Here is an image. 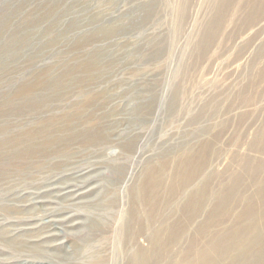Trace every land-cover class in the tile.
Returning <instances> with one entry per match:
<instances>
[{
  "label": "rangeland",
  "instance_id": "obj_1",
  "mask_svg": "<svg viewBox=\"0 0 264 264\" xmlns=\"http://www.w3.org/2000/svg\"><path fill=\"white\" fill-rule=\"evenodd\" d=\"M263 178L264 0H0V264H185Z\"/></svg>",
  "mask_w": 264,
  "mask_h": 264
},
{
  "label": "bare ground",
  "instance_id": "obj_2",
  "mask_svg": "<svg viewBox=\"0 0 264 264\" xmlns=\"http://www.w3.org/2000/svg\"><path fill=\"white\" fill-rule=\"evenodd\" d=\"M183 159L184 160L182 162V169L187 171L189 169V166H190L191 157L190 158H183ZM201 164L204 165L203 162ZM188 181L189 180L184 179V183H183L184 186H187L186 183H188ZM259 181L260 182L256 186V187H258V189L256 191L257 196H259L260 195L259 193L264 190V187H263L264 186V178H263V180H259ZM146 190L147 189L144 190V188L141 187L140 190H138L139 195H143L144 191H146ZM150 190H151V188H150ZM152 190L150 191L151 195L153 192ZM174 195H175L174 188H171L168 191V196H167L168 198L166 200H168V201L172 200ZM140 200L143 201V198H141ZM156 207L154 206L152 209V216H153V214H155ZM262 207H259L260 212L258 213V215H261V217L258 216L259 218H254L255 220L249 219V220H245V223H240V220L242 218V214H241L240 217L237 218V220H239V221L230 229V231H226L222 235L219 236L222 238L221 239L222 240L221 245H219V242L216 241L217 236H214V238L212 237L213 241H212L211 245H209L208 247H206L202 250L196 249L195 246L192 245L193 246L192 252L189 253L192 255H186L187 258H185L186 259L185 264H198V263L199 264H209V263H213L216 261L218 254H220V255L232 254L233 252H231V249H233V248L236 250L235 251L236 255L234 254V256L231 258V264H264V242L259 244V249H258L257 255L260 257H257V259H259L258 261H255L256 257L255 258L249 257L250 254H247L246 252L242 251V249H238V248L243 247L244 246L243 243L250 240V238L254 237L255 235H260V229H262V227L259 225L261 222L264 223L263 222L264 221V211H263ZM250 208H251V210L253 209L250 206L247 208V211H249ZM141 228L142 227H139L138 231H132L130 238L135 239V238L139 237L142 233ZM171 229L172 228H170L169 231H171ZM163 235H164V232H160V231L156 232L155 231V234L152 236V238H151V246H152L151 251L153 253L158 251L155 247H159L161 245L160 239L162 238ZM168 235H170V237H173V230H172V232H169ZM198 237H200L199 234H198ZM168 238H169V236H168ZM224 245H226V246L223 250H221V249L218 250L219 247L224 246ZM136 249H137V251H136V254L134 255L135 257L133 260L134 264H145V256L144 255L146 252H144V250H142L141 248H136ZM247 249L249 250V248H247Z\"/></svg>",
  "mask_w": 264,
  "mask_h": 264
}]
</instances>
